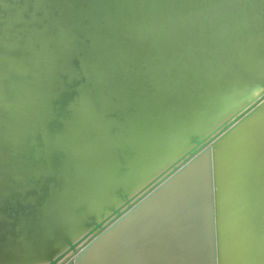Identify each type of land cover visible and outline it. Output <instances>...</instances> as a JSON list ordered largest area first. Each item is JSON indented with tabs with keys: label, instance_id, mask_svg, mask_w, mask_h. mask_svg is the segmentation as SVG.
Wrapping results in <instances>:
<instances>
[{
	"label": "bare ground",
	"instance_id": "obj_1",
	"mask_svg": "<svg viewBox=\"0 0 264 264\" xmlns=\"http://www.w3.org/2000/svg\"><path fill=\"white\" fill-rule=\"evenodd\" d=\"M11 1L0 205L29 178L52 183L0 226V264H69L105 215L264 89V0ZM36 132L27 159L41 162L21 166ZM81 264H264V105Z\"/></svg>",
	"mask_w": 264,
	"mask_h": 264
},
{
	"label": "water",
	"instance_id": "obj_2",
	"mask_svg": "<svg viewBox=\"0 0 264 264\" xmlns=\"http://www.w3.org/2000/svg\"><path fill=\"white\" fill-rule=\"evenodd\" d=\"M218 1V0H217ZM216 2V1H214ZM20 3V2H19ZM18 3V4H19ZM14 3L11 0H2L0 3V19L7 18L10 15L11 11H9V6H12ZM1 5H4L3 8ZM239 6L246 9L248 7L247 3L239 2ZM6 11V12H5ZM246 12V11H245ZM250 12V11H247ZM6 14H8L6 16ZM231 14V13H230ZM234 18L238 15L236 12H232ZM6 16V18H5ZM247 23H249V28H252L253 25L250 22L251 17H246ZM260 19L264 21V17L262 16ZM3 26V25H2ZM1 28V24H0ZM245 34V33H243ZM1 35V32H0ZM246 35V34H245ZM82 81L80 79L76 80L74 86H77ZM264 105V89L258 92L253 98L249 100L244 106L239 108L237 112L226 118L223 122H220L218 126L214 129L211 135H208L204 139L200 140L197 145V149L191 151L189 150L184 155H182L174 164H170L166 166L162 172L158 174L157 177L153 178L150 182L145 184L144 186L134 190L129 198L119 204L115 210L111 211L109 214L105 215L102 220L98 222L95 227L99 228V235L95 236L94 240L87 243V245L78 251L72 261L75 264H81L82 257L87 253V251L92 247V245L99 241L102 237H104L108 232L113 230L119 223L124 221L127 217H129L132 213H134L138 208H140L144 203H146L149 199H151L155 194L161 192L165 187H167L176 177L184 174L187 169L193 165L201 156L206 153L213 151L217 146V143L227 138L236 128H238L244 121L251 118L261 106ZM44 128V127H43ZM38 132L34 133L32 136L25 135L24 143L18 147V157L17 161L21 166H26L25 164H31V166H35L36 164L41 162V159H27L34 157L35 154L38 153V148L40 145L38 144ZM28 149V150H27ZM26 156V157H25ZM35 160V163L32 161ZM25 161V163L23 162ZM31 161V162H30ZM14 184V182L12 181ZM52 181L44 182V179L39 177L29 178L24 184H18V189L24 188L23 193L20 191H15L8 197L2 199L0 205V226L3 228L6 226V219L12 220L9 222L10 225H13L17 221L16 217L23 213V210H27V206L29 203H25L27 199L30 197H36L38 194L44 195L48 191V185L51 184ZM16 184V183H15ZM47 184V185H46ZM101 232V233H100ZM63 255H56L53 259V263L59 261ZM71 261V262H72ZM72 264V263H70Z\"/></svg>",
	"mask_w": 264,
	"mask_h": 264
},
{
	"label": "rangeland",
	"instance_id": "obj_3",
	"mask_svg": "<svg viewBox=\"0 0 264 264\" xmlns=\"http://www.w3.org/2000/svg\"><path fill=\"white\" fill-rule=\"evenodd\" d=\"M34 211H35V210H34ZM98 235H99V234H98ZM89 241L91 242L90 239H89ZM70 247H72V246H70ZM75 247H76V248L78 247L79 249L81 248V247H79L78 245L75 246ZM84 247H85V246H84ZM76 248L73 247V248L71 249V251H73L74 254L78 252V251H76ZM78 248H77V249H78ZM74 249H75V250H74ZM79 249H78V250H79ZM81 249H82V248H81ZM73 253H72V255H73ZM73 256H74V255H73ZM73 256H71L70 258L67 257L68 261H69V260H72V259H73ZM71 258H72V259H71ZM53 260H55V259H53ZM53 260H52V261H53ZM52 261H51V263H52ZM59 261H60V260H59ZM59 261H57V262H59ZM72 262H73V261H72ZM49 263H50V262H49ZM70 263H71V261H70ZM70 263H69V264H70ZM47 264H48V263H47Z\"/></svg>",
	"mask_w": 264,
	"mask_h": 264
}]
</instances>
